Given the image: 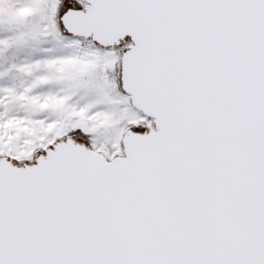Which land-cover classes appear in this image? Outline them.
<instances>
[{"label":"snow or ice","instance_id":"snow-or-ice-1","mask_svg":"<svg viewBox=\"0 0 264 264\" xmlns=\"http://www.w3.org/2000/svg\"><path fill=\"white\" fill-rule=\"evenodd\" d=\"M0 264H264V0H0Z\"/></svg>","mask_w":264,"mask_h":264}]
</instances>
